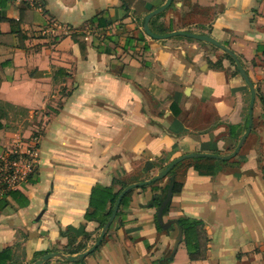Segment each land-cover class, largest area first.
Returning a JSON list of instances; mask_svg holds the SVG:
<instances>
[{
  "label": "crops",
  "instance_id": "crops-1",
  "mask_svg": "<svg viewBox=\"0 0 264 264\" xmlns=\"http://www.w3.org/2000/svg\"><path fill=\"white\" fill-rule=\"evenodd\" d=\"M166 1L0 0V155L41 135L0 264H264V0Z\"/></svg>",
  "mask_w": 264,
  "mask_h": 264
},
{
  "label": "trees",
  "instance_id": "trees-1",
  "mask_svg": "<svg viewBox=\"0 0 264 264\" xmlns=\"http://www.w3.org/2000/svg\"><path fill=\"white\" fill-rule=\"evenodd\" d=\"M160 32H163V29L160 28ZM2 127V123L0 122V128ZM172 173V172H170ZM170 183L164 184L162 187V193L160 195L157 194H152L150 200L147 203V206L153 207L155 209V220H156V225L157 228H161L159 224V220L157 218L158 216V207L163 199V197L166 194L167 187L169 186ZM179 185L178 182L173 181V187L172 191H175L177 189V186ZM100 189L101 195L103 196H110L109 200L110 203L113 204L116 200V197L118 195V192H112V187H102V186H95L91 190V197L93 196L94 192ZM138 190V187L135 188ZM6 192L7 194L11 195L12 197H17L19 192L15 188H9L7 190H4L3 193ZM131 191H127L126 194L123 196L121 203L125 204L126 200L128 197L131 195ZM92 205V202H91ZM169 203L166 205L164 208L163 212H165L168 208ZM109 213V212H108ZM88 216V215H87ZM105 220V219H104ZM102 220V221H104ZM175 222L177 223V226L179 230L182 232L185 245L189 254L190 259H199L203 258L206 255V243H207V236L206 232L203 227V223L201 220L198 219H193L185 216L178 217ZM6 252V250H2ZM1 253V252H0ZM7 255L4 253V255L0 254V259L1 258H6Z\"/></svg>",
  "mask_w": 264,
  "mask_h": 264
},
{
  "label": "built area",
  "instance_id": "built-area-1",
  "mask_svg": "<svg viewBox=\"0 0 264 264\" xmlns=\"http://www.w3.org/2000/svg\"><path fill=\"white\" fill-rule=\"evenodd\" d=\"M40 139L35 132L25 144H15L0 155V195L35 173Z\"/></svg>",
  "mask_w": 264,
  "mask_h": 264
},
{
  "label": "water",
  "instance_id": "water-1",
  "mask_svg": "<svg viewBox=\"0 0 264 264\" xmlns=\"http://www.w3.org/2000/svg\"><path fill=\"white\" fill-rule=\"evenodd\" d=\"M171 2V0H167L163 5H161L160 7L152 10L146 17V20L148 21V19L155 13L159 12L160 10L164 9L169 3ZM147 32L153 36V37H156V38H165V37H169V36H172V35H176V34H189L188 32H185V31H172V32H169V33H166V34H155V33H152L147 27ZM252 107H253V97L251 99V102H250V107H249V125L251 124V112H252ZM168 170V169H167ZM165 170V171H167ZM172 187H173V182H170L169 186L167 187V190H166V194H165V197L162 199L159 207H158V217L160 218L161 215H162V212L164 210V208L166 207V205L168 204L169 200H170V197L172 195ZM124 194V193H123ZM121 196L122 194L118 197V200L116 202V206H115V209L117 208L118 204H119V201L121 199ZM39 217V216H38ZM38 219V218H37Z\"/></svg>",
  "mask_w": 264,
  "mask_h": 264
},
{
  "label": "rangeland",
  "instance_id": "rangeland-1",
  "mask_svg": "<svg viewBox=\"0 0 264 264\" xmlns=\"http://www.w3.org/2000/svg\"><path fill=\"white\" fill-rule=\"evenodd\" d=\"M36 172V171H35Z\"/></svg>",
  "mask_w": 264,
  "mask_h": 264
}]
</instances>
